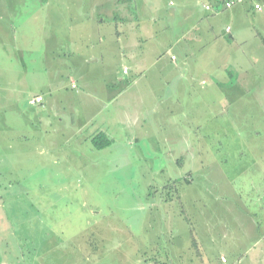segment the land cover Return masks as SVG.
<instances>
[{
  "label": "rangeland",
  "instance_id": "rangeland-1",
  "mask_svg": "<svg viewBox=\"0 0 264 264\" xmlns=\"http://www.w3.org/2000/svg\"><path fill=\"white\" fill-rule=\"evenodd\" d=\"M122 1L27 0L0 12L10 40L0 42V229L10 253L21 264H264V8L152 0L143 13L171 25L174 47L160 63L170 85L149 58L121 105L101 87L126 63L115 62L108 17ZM89 108L118 125L111 147L80 130Z\"/></svg>",
  "mask_w": 264,
  "mask_h": 264
},
{
  "label": "crops",
  "instance_id": "crops-1",
  "mask_svg": "<svg viewBox=\"0 0 264 264\" xmlns=\"http://www.w3.org/2000/svg\"><path fill=\"white\" fill-rule=\"evenodd\" d=\"M124 1L120 3H115V10H113L112 8L108 9V12H110L111 10L114 11V13L113 12L108 13L109 14L108 17H112L118 23L117 29L112 34L114 36L111 38V41L115 43V52H116L115 62L120 60L121 62H126V63H123L120 65L122 74L119 73V66L118 67L110 66L109 69L116 76V81H114L113 83H106L103 87H101V89H103L104 92H106L109 95V97L115 100L114 101L115 104H121V105L124 102L117 101V99L124 98L126 91L131 89L132 86L134 85L133 83H129L128 81L129 79H127L128 76H131L132 78L134 75H136L138 76V79L141 76H143L145 74L144 65H146V63L148 62L147 59L149 58L152 59L153 62H149L147 64L148 69L150 67L151 70H153L154 67L155 68L158 67L156 75L159 77L166 78L164 88L165 89L168 88V86L170 85L169 82L171 81V79L169 75H167L166 68L164 66H160L161 65L160 63H162V58H164L167 53L171 52L172 48L174 47V44L172 43L174 40L171 41L170 38L168 39L166 36V34L170 31L169 27H171V25L166 26L165 24L166 22L159 19L158 15L153 16L152 13H147V14L143 13V11L145 12L147 10L152 9V7L154 6V1L145 0L143 2V6H141L140 8L135 7L136 4L133 2V0L129 1L131 2L130 3L131 5L130 4L128 5V3H125ZM230 1H234V0H228V1L218 0L217 5L222 4V2L226 4L227 2H230ZM246 1L247 0H243L242 4H244ZM11 2H14L13 11L22 10V5L24 8H26L27 0H0V12L8 11L9 5ZM253 2H255V4L256 3L262 4L264 8V4L260 0H254ZM207 6H209L210 9H207L206 8ZM204 8L206 11H212V8L214 7H212L211 2L208 0L205 3ZM4 17L5 16H1L0 20L3 19ZM203 20L205 19H202V21ZM96 22L97 24L100 25L104 23V20L100 21V18H98ZM24 25L26 26L27 24H24ZM6 36H9V34L3 35L2 31L0 30V42H2L3 39H4L3 41L10 42V40L5 39ZM58 36H59L58 34L54 35V38H55L54 41L55 43L59 44ZM198 38L200 39V37ZM26 40L27 38L25 36L24 41L26 42ZM89 48L90 47H88L87 50H89ZM16 55H17L16 53L12 54L13 56L12 58L17 59L18 57ZM35 55H36V58H38L37 57L38 53H35ZM53 55H57V54L54 53ZM27 56H28V53L26 51H20L19 53V58L21 60L20 65L27 64L26 63ZM87 56L90 57L89 55ZM6 57L7 58L10 57V53H8ZM40 57L44 58V55L41 53ZM12 58L11 59L8 58V59L12 60ZM125 59L127 61H125ZM171 61L172 63L177 62L178 57L176 55H172ZM102 64L103 63L99 65L101 66ZM122 65L123 67H121ZM125 70H127V73H125ZM119 75L121 76L119 77ZM2 76H3V80L5 79L4 88H6V90H9L12 85L11 79L9 78L10 72L5 71L2 74ZM180 77L182 78L183 76H180ZM118 86L121 87L120 90ZM72 88L76 89L77 85L73 83ZM38 97H41V96H38ZM95 100L96 99H94V101ZM94 101L93 103H91V105H93V107L96 106L98 108L96 112L103 113L100 111L102 106H104L103 102L99 101V105H98V102H94ZM113 112L114 114L117 115V112L115 110ZM80 113L83 117L81 118L79 122L80 130L93 131L91 133L92 136L87 137L86 140L88 139L91 141V139L94 136H96L98 133L104 132L105 134H107V136L110 139L113 140V143H114L115 137H113V133H111L110 130L114 128L117 129L118 125H114L115 123H111V120H110L111 117L107 118L104 115L101 120H95L93 119V116H92L93 113H92V110H90V108L85 109L84 111H81ZM133 118L134 117L129 116L128 120L132 121ZM121 121L126 122L123 118L121 119ZM54 145H55V141H52L49 144V146L52 148ZM4 233H5V230L0 229V264H21L20 257L16 258L13 254L10 253L11 251L14 252L16 250L14 249V245H12L9 242L6 235H3Z\"/></svg>",
  "mask_w": 264,
  "mask_h": 264
},
{
  "label": "trees",
  "instance_id": "trees-1",
  "mask_svg": "<svg viewBox=\"0 0 264 264\" xmlns=\"http://www.w3.org/2000/svg\"><path fill=\"white\" fill-rule=\"evenodd\" d=\"M92 143L97 149L102 150L109 148L113 144V140L110 139L104 132H100L92 138Z\"/></svg>",
  "mask_w": 264,
  "mask_h": 264
},
{
  "label": "built area",
  "instance_id": "built-area-1",
  "mask_svg": "<svg viewBox=\"0 0 264 264\" xmlns=\"http://www.w3.org/2000/svg\"><path fill=\"white\" fill-rule=\"evenodd\" d=\"M242 2H243V0H234V1H230V2H227V3H226V7H227V8H231V7L234 6L235 4H237V3H242ZM206 8H207V9H210L209 6H207ZM254 8H255V10L261 12V11L263 10V5H262V4H259V3H256L255 6H254ZM228 31H230V27L228 28ZM125 73H127V70H125ZM42 100H43L42 97H38V98L35 99V102H36V103H40V102H42Z\"/></svg>",
  "mask_w": 264,
  "mask_h": 264
}]
</instances>
